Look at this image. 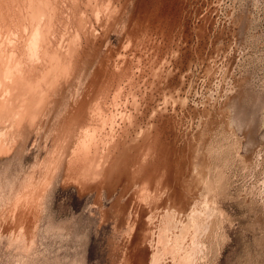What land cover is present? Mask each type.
<instances>
[{
  "label": "rangeland",
  "instance_id": "obj_1",
  "mask_svg": "<svg viewBox=\"0 0 264 264\" xmlns=\"http://www.w3.org/2000/svg\"><path fill=\"white\" fill-rule=\"evenodd\" d=\"M7 2L55 50L0 157V264H264V0Z\"/></svg>",
  "mask_w": 264,
  "mask_h": 264
},
{
  "label": "bare ground",
  "instance_id": "obj_2",
  "mask_svg": "<svg viewBox=\"0 0 264 264\" xmlns=\"http://www.w3.org/2000/svg\"><path fill=\"white\" fill-rule=\"evenodd\" d=\"M11 1H14V0H11ZM10 2V0H9ZM19 2V1H18ZM33 2V1H32ZM11 3V2H10ZM16 3V2H15ZM13 2L11 3L12 6H9L8 5V2L6 3V0H0V157H2L3 155H6V154H12V153H16L18 151V148L19 146H21V137L22 138V141H23V147L27 146V143L29 142L30 140V137L32 136L33 132H37L38 129L41 130V125H38V121L37 119H39V115L40 114V109L43 108L40 104L38 105L34 99V95L31 93V90L35 91V85L36 84H32V82H30V79H31V76L30 75H33V74H30L31 71L32 73H39L41 72L40 69H42L41 66L40 68H38L36 71L34 69H31L30 70V73L28 74L29 71H27L28 69H30V65H31V68L34 67L35 68V65L33 66V63L35 62V60H38L36 61V63L38 64V62L41 60V64L42 63H49V60H46L45 58V62H42L44 61V59L41 57V55H47L50 53V51H54V50H51L53 47H54V43H53V39H52V35H50V33H53V29L49 30V32H43L42 28H45L44 26L46 25L47 23V19L46 21L45 20H39V21H42L43 23L42 26L40 25L39 27L37 26H34L32 23H30L31 20H29V22L27 21V25L28 27H36L34 30L33 29H30L32 34H31V37L29 38L28 41H26V45H27V48L26 51L27 52V55H26V52H25V55L28 56L29 55V58L27 59H23L22 56H24V52H23V46L25 47V41H24V44L21 45V42L23 43V41H21L20 37L22 35H20V32L23 31L24 28H27V25L26 27L23 25H21V23L19 22V20L15 19L13 20V16H11L13 14ZM22 4V3H20ZM26 4V3H25ZM32 4V3H31ZM51 4V3H50ZM37 5V4H36ZM34 6V5H33ZM16 7V6H15ZM15 9V8H14ZM33 9V8H32ZM37 9V8H36ZM21 10V9H20ZM30 10V9H29ZM12 11V12H10ZM17 11V10H16ZM23 11V10H22ZM34 11V10H33ZM36 12V11H35ZM34 12V13H35ZM45 12V11H44ZM48 12V11H47ZM12 13V14H11ZM33 13V14H34ZM38 13V12H37ZM40 13V12H39ZM16 14V13H15ZM14 14V16H15ZM29 14V13H28ZM45 15V14H44ZM19 16V15H18ZM17 16V17H18ZM11 17V19H10ZM15 17V18H17ZM32 17V16H31ZM9 18V19H7ZM19 18V17H18ZM24 18V17H23ZM28 19V18H27ZM52 19V18H51ZM48 20V22H51L52 20ZM33 21V20H32ZM31 21V22H32ZM35 21V20H34ZM46 22V23H45ZM35 23V22H34ZM55 23V22H54ZM32 24V26H31ZM48 24V23H47ZM52 24V23H50ZM57 25V24H56ZM22 26H23V29H22ZM48 26H51V25H48ZM47 26V27H48ZM53 26V25H52ZM21 27L20 31H19V28ZM46 27V29H47ZM53 28V27H52ZM42 29V30H41ZM29 30V28H28ZM29 30V31H30ZM48 30V29H47ZM51 31V32H50ZM61 31V30H60ZM28 32V31H27ZM30 35V33H27ZM70 34V33H69ZM20 35V36H19ZM24 35H22V38H23ZM26 36V35H25ZM27 37V36H26ZM54 37V36H53ZM57 38V36H56ZM24 39V38H23ZM22 39V40H23ZM27 40V39H26ZM63 41V40H62ZM68 42V41H67ZM62 44V43H61ZM64 45V43H63ZM74 46V45H73ZM63 47V46H62ZM61 47V48H62ZM60 48V49H61ZM69 48V47H68ZM58 50V49H57ZM75 50V49H74ZM63 51V50H62ZM71 51V50H70ZM65 52V51H64ZM62 52V53H64ZM54 53V52H53ZM51 54V53H50ZM49 54V55H50ZM55 54V53H54ZM53 54V55H54ZM24 56V57H26ZM65 56V55H63ZM68 56V53L67 55ZM48 57V55L46 56ZM50 57H52L50 55ZM42 58V59H40ZM53 58V57H52ZM56 58V57H55ZM67 58V57H66ZM51 60V58H50ZM54 61V60H53ZM65 62V61H64ZM53 62H50L49 65H51L50 67L49 66H46L47 68L46 69H50V70H53L52 69V65L54 66V64H51ZM61 63V62H60ZM39 65V64H38ZM56 65V64H55ZM59 65V64H58ZM29 67V68H28ZM49 67V68H48ZM58 68V66H55ZM70 67V66H69ZM25 68L27 70H25ZM44 68V66H43ZM56 68V69H57ZM44 69V71L46 70ZM59 69V68H58ZM76 70V69H75ZM27 71V73L25 72ZM47 71V70H46ZM45 71V72H46ZM56 71V70H55ZM54 72V70H53ZM52 72V73H53ZM26 73V75H25ZM51 73V74H52ZM58 73V72H57ZM48 74V73H47ZM45 73V76L47 75ZM50 74V75H51ZM54 74H56L54 72ZM29 75V77H28ZM35 75V74H34ZM38 75V74H36ZM35 75V76H36ZM40 75V73H39ZM43 75H44V72H43ZM43 75L41 76L40 75V78L43 77ZM49 75V76H50ZM48 76V75H47ZM52 76V75H51ZM71 76V75H70ZM60 77V76H59ZM30 78V79H29ZM34 78V76H33ZM37 78V77H35ZM39 78V76H38ZM49 78V77H47ZM51 78V77H50ZM54 80V77H52ZM62 78V77H61ZM42 79V78H41ZM43 79H45L43 77ZM42 79V80H43ZM36 80V79H34ZM60 80V79H59ZM32 81V79H31ZM58 81V80H57ZM34 82V81H33ZM37 82V81H35ZM42 83V81H39ZM39 82H37V84H39ZM54 82V81H53ZM63 82V81H62ZM40 83V84H41ZM52 83V82H51ZM43 84V83H42ZM74 84V83H73ZM47 85V84H46ZM46 85L43 86L46 88ZM51 85V84H50ZM58 85V84H57ZM48 87V86H47ZM61 88V87H60ZM31 89V90H30ZM46 90V89H45ZM51 90V89H50ZM44 91V89H43ZM42 91V92H43ZM58 91V90H57ZM55 90V92H57ZM46 91H44L45 93ZM39 94V93H38ZM43 94V93H42ZM56 94V93H55ZM32 95V96H31ZM44 95V94H43ZM52 95V94H51ZM57 95V94H56ZM46 96V95H45ZM55 96V95H54ZM38 97V101H40L39 97L40 96H37ZM43 98H45L43 96ZM55 98V97H54ZM57 98V97H56ZM46 99V98H45ZM47 100V99H46ZM39 103V102H38ZM52 106H54L52 104ZM55 107V106H54ZM46 108V107H45ZM44 108V109H45ZM44 109H41V112L44 110ZM47 111V110H46ZM38 112H39V115H38ZM45 112V111H44ZM43 114V113H42ZM45 114V113H44ZM49 115V114H48ZM101 115V114H100ZM50 117V116H49ZM43 118V117H42ZM49 119V118H48ZM27 120V121H26ZM42 120V119H41ZM50 120V119H49ZM47 122V121H46ZM116 123V122H115ZM40 126V128H39ZM44 128V127H43ZM92 128V127H91ZM100 129V128H99ZM25 133V135L23 136V134ZM46 132V131H45ZM52 133V132H51ZM31 135V136H30ZM90 135V134H89ZM93 135V134H92ZM86 136V135H85ZM32 138V137H31ZM37 138V137H36ZM90 138V137H89ZM92 138V136H91ZM90 140V139H88ZM20 143V144H19ZM86 143V142H85ZM82 144V142H81ZM84 145V144H83ZM86 145V144H85ZM89 145V144H88ZM93 145V144H92ZM78 146V145H77ZM90 146V145H89ZM88 146V148H89ZM109 146V145H108ZM22 147V146H21ZM65 147V146H64ZM57 148V147H56ZM81 148V146H80ZM83 148V147H82ZM75 149V148H74ZM73 150V149H72ZM87 150V149H86ZM108 151V150H107ZM67 152V151H65ZM76 152V151H75ZM89 152V151H88ZM87 152V155H89ZM91 152V151H90ZM82 153V152H81ZM84 154V153H82ZM100 154V153H99ZM65 155V154H64ZM67 155V153H66ZM73 155V154H72ZM78 155V154H77ZM85 155V154H84ZM104 155V154H103ZM15 157V156H14ZM78 157V156H76ZM87 157V156H86ZM98 157V156H97ZM108 157V156H107ZM70 158V157H69ZM79 158V157H78ZM93 158V157H92ZM103 158V157H102ZM63 159V158H62ZM65 159V158H64ZM72 159L71 158V162H72ZM85 159V158H84ZM83 159V160H84ZM90 159V158H89ZM61 160V159H60ZM78 159H76L77 161ZM82 159L79 160V162L81 161ZM94 160V159H93ZM91 161V160H90ZM104 161V160H103ZM70 162V163H71ZM75 162V161H74ZM84 163V162H83ZM88 163V162H85V164ZM72 164V163H71ZM84 164V165H85ZM77 165V164H76ZM100 165V164H99ZM81 166V165H80ZM85 167V166H84ZM83 168V167H82ZM97 168V167H96ZM85 169V168H84ZM86 171V170H85ZM97 172V170H96ZM86 175V174H85ZM193 216H191L192 218ZM195 218V216H194ZM175 219V218H174ZM197 219V217H196ZM168 220V219H167ZM193 218L191 219V222H192ZM195 220V219H194ZM190 223V225H192ZM188 223V224H189ZM184 224V223H183ZM172 226V225H171ZM168 227V226H167ZM190 227V226H188ZM168 230V229H167ZM185 230V229H183ZM181 230V232L183 231ZM189 231V230H188ZM166 232V231H165ZM163 232V233H165ZM187 232V231H186ZM184 233V232H183ZM160 235V234H159ZM179 233L177 234V236L174 237L175 238H178L179 236ZM184 236V234H183ZM182 237V236H181ZM180 239V238H179ZM182 239V238H181ZM174 240V239H173ZM177 240V239H176ZM165 241V240H164ZM168 241V240H167ZM179 241V240H178ZM177 242V241H176ZM158 243V242H157ZM179 243V242H178ZM161 244V243H160ZM181 244V243H180ZM175 245V244H174ZM177 247H179L178 244H176ZM176 248V247H175ZM200 248V247H199ZM147 250V249H146ZM188 251V250H186ZM177 252V250H176ZM178 253V252H177ZM155 254V253H153ZM175 254V253H174ZM187 254V253H186ZM156 255V256H155ZM154 255V260L157 261L159 260L160 258L157 257L158 254H155ZM190 255V254H188ZM153 256V255H152ZM176 256V255H175ZM181 257V256H179ZM190 257V256H189ZM178 258V257H177ZM188 258V257H187ZM179 259V258H178ZM185 259V258H184Z\"/></svg>",
  "mask_w": 264,
  "mask_h": 264
}]
</instances>
